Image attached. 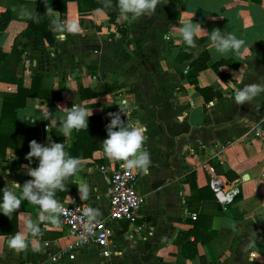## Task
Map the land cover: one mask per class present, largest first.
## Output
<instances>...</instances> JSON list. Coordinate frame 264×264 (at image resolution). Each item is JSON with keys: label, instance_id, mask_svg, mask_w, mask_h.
<instances>
[{"label": "crops", "instance_id": "0c3cea01", "mask_svg": "<svg viewBox=\"0 0 264 264\" xmlns=\"http://www.w3.org/2000/svg\"><path fill=\"white\" fill-rule=\"evenodd\" d=\"M37 1L0 0V13L10 10L13 14L0 36L3 52L10 53L16 38L26 30ZM46 19L50 39L43 40V50L24 48L16 75L26 88L33 76H41V87L61 91V100L49 106L47 100L27 98L18 111V122L36 125L41 144L64 142L65 137L51 135V128L58 126L49 120L27 119L38 115V102L47 105L54 116L62 115L60 108L84 103L92 111L90 117L111 118L109 114L119 112L122 101L127 100L130 107L124 113L130 112V120L145 126L144 147L151 156L148 174L138 173L144 203L132 221L111 223L118 250L110 257L95 247H84L70 259L67 228L41 225L39 240L42 245L47 242L42 251H33L30 245L17 252L0 239V264H264V93L243 105L232 98L233 86L243 87L241 75L244 84H264V0H161L149 17L129 23L117 15L116 23L125 30L126 41L104 10L80 12L75 1L67 3L63 14L47 10ZM53 19L74 20L81 30L60 39ZM191 19L207 32L219 29L234 34L245 41L250 52L242 48L241 55L221 54L209 47L208 33L196 38V47L187 46L180 27ZM204 54L207 67L199 70L194 64ZM215 65L224 77L218 75ZM203 87L215 93L211 100L198 91ZM15 91L16 86L0 82V113L2 96ZM242 117L248 123H241ZM108 124L103 126L105 130ZM15 160H11L10 150L6 158L0 155V189L31 179L28 166L17 167ZM210 160H218L224 171L231 170L238 178L219 175L226 184L215 194L217 201L197 202L195 197L192 201L198 189L209 185ZM114 168L115 160L102 151L81 159V169L69 178L76 192L68 195L79 196L77 187L87 183L90 194L86 202L104 217ZM191 173L196 175V190L187 181ZM237 194L241 198L234 201ZM39 211L22 199L11 220L0 222V237L23 229L20 212L36 220ZM194 226L201 236L198 255L184 259L176 240Z\"/></svg>", "mask_w": 264, "mask_h": 264}, {"label": "clouds", "instance_id": "9594fccd", "mask_svg": "<svg viewBox=\"0 0 264 264\" xmlns=\"http://www.w3.org/2000/svg\"><path fill=\"white\" fill-rule=\"evenodd\" d=\"M161 0H116L121 21L134 22L140 17H149L156 10ZM104 8H111L113 0H104ZM31 15V14H30ZM51 16V13H49ZM36 18V17H33ZM38 22V18H37ZM55 31L60 39H65L68 34L80 32V25L74 20L53 19ZM183 41L189 47H196V38L201 33H208L209 47L221 54L229 52L241 55V49L250 52L245 48V41L237 38L232 33H226L219 29L211 32L205 31L201 24L193 22V19L185 21L180 27ZM244 77H239V82L243 87L233 86L232 98L238 105H243L252 101L258 95L264 93V84L251 83L244 84ZM123 108L119 106V112L110 113V123L106 126L107 138L102 141V150L109 160L121 161L122 167L131 172H138L147 175L151 165L150 153L145 150L146 128L143 124L136 122L126 124L121 119L128 109L127 100L122 101ZM38 113L35 119L29 116L31 122L36 119L49 120L58 126L61 136L66 139L64 142H49L47 144L38 143L36 140L29 142L30 151L25 159L32 162V158L38 161L36 167H27V175L31 179L25 181L23 185L12 182L11 187L0 189V213L11 217L21 206L22 199L38 206L39 214L34 220L30 214L20 212L19 219L23 222V229L15 234L0 237L5 240L8 247L17 252L27 249L30 245L33 251H42L47 242L42 245L39 237L42 236L41 225L44 228H60L61 214L65 211L64 204L57 198V191H65V181L75 175L81 169V159L70 155L67 150V142L71 139L74 131L87 129L88 118L92 115L91 109L84 103H73L71 108H60L62 115L54 116L48 110L47 105L41 106L38 102L35 105ZM241 123H248L245 118H241ZM50 139V138H49ZM11 160L16 156L10 150ZM79 198L82 201L89 199L90 187L87 183H81L78 187ZM16 189L20 195H17ZM68 202L70 198L67 197ZM101 213L94 207L83 209L82 219L85 220V227L90 228L91 224L98 222Z\"/></svg>", "mask_w": 264, "mask_h": 264}, {"label": "trees", "instance_id": "16d2710c", "mask_svg": "<svg viewBox=\"0 0 264 264\" xmlns=\"http://www.w3.org/2000/svg\"><path fill=\"white\" fill-rule=\"evenodd\" d=\"M69 1H75L78 4L80 12L90 11L93 9H102L108 16L109 21L116 25L117 31L122 35L126 41L125 30L116 23V17L119 14L116 0H113L111 8H104V0H38L35 12L28 22L26 30H24L15 40L14 46L10 53L3 52L0 49V82L6 85L16 86L14 93H6L2 96V109L0 113V155L6 158L7 151L13 150L16 160L13 162L15 166L26 164L27 166L36 167L38 161L32 158L31 164L25 159L27 153L30 151L29 142L36 140L39 143V128L33 123H19L17 119L18 111L24 108L27 98L36 97L47 100L49 106H54L56 101L61 100V91H53L43 89L41 87L42 78L39 75L32 77L31 86L24 87L23 80L16 75L17 66L24 48L30 46L35 50H43V40L50 39L48 31V22L46 19L47 10H56L61 14L66 12V6ZM36 17V18H33ZM13 18L12 11L5 10L0 13V36L5 32L9 23ZM38 18V22H37ZM26 39L25 43H22ZM189 53L187 54V56ZM208 57L202 55L195 67L202 70L207 67ZM218 75L224 77L218 70V65L214 66ZM198 91L205 97L206 100H211L215 93L209 87L198 88ZM111 118L89 117L88 127L80 131H74L71 137L68 151L70 155L79 157L80 159L91 157L95 151H102V141L107 138V131L103 128L105 124L110 123ZM122 119V118H121ZM123 120V119H122ZM51 135L53 137L63 139L58 128H51ZM210 165L218 175L225 176L228 180L238 178L231 170L224 171L218 160H210ZM195 173H191L187 177L192 190L195 188ZM66 190L57 191L56 198L59 201L65 199L66 195L76 192V185L70 179L65 181ZM198 194L192 197V201L196 198L197 202L214 200L217 201L215 193L209 185L197 190ZM195 197V198H194ZM241 198L237 194L234 201ZM190 201V200H188ZM13 215L9 218L5 215H0V222L2 220H11ZM12 232V231H11ZM14 233V231H13ZM190 236H194V240H189ZM180 238L176 240L179 248L180 256L184 259H194L198 255V243L201 242V236L197 226L187 232H181Z\"/></svg>", "mask_w": 264, "mask_h": 264}, {"label": "built area", "instance_id": "2783aa9c", "mask_svg": "<svg viewBox=\"0 0 264 264\" xmlns=\"http://www.w3.org/2000/svg\"><path fill=\"white\" fill-rule=\"evenodd\" d=\"M124 121L136 123L130 120V112L121 114ZM259 135V132H256ZM213 169V168H212ZM105 170V167H101ZM138 172H131L122 167L121 161H115V168L110 174L108 212L104 217L100 216L98 222L91 224L90 228L85 227V220L82 219L83 209L93 207L90 203L80 200L77 195H68L60 201L64 204L65 211L61 214V224L68 230L70 241L67 244L68 257L74 259L75 252L84 247H95L101 255L110 257L118 250V243L111 223L114 221H132L138 214L144 203V196L138 188ZM225 180L217 175L213 169L210 175L209 186L218 195L223 191Z\"/></svg>", "mask_w": 264, "mask_h": 264}, {"label": "rangeland", "instance_id": "374dc122", "mask_svg": "<svg viewBox=\"0 0 264 264\" xmlns=\"http://www.w3.org/2000/svg\"><path fill=\"white\" fill-rule=\"evenodd\" d=\"M138 189V188H137Z\"/></svg>", "mask_w": 264, "mask_h": 264}]
</instances>
